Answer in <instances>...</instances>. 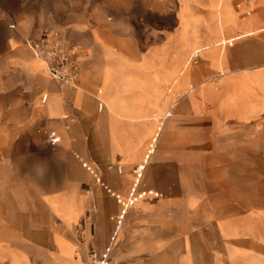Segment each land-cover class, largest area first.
<instances>
[{
    "label": "crops",
    "instance_id": "obj_1",
    "mask_svg": "<svg viewBox=\"0 0 264 264\" xmlns=\"http://www.w3.org/2000/svg\"><path fill=\"white\" fill-rule=\"evenodd\" d=\"M212 1L0 0V264H264V0Z\"/></svg>",
    "mask_w": 264,
    "mask_h": 264
},
{
    "label": "built area",
    "instance_id": "obj_2",
    "mask_svg": "<svg viewBox=\"0 0 264 264\" xmlns=\"http://www.w3.org/2000/svg\"><path fill=\"white\" fill-rule=\"evenodd\" d=\"M34 46L37 52L43 57L46 62L47 69L52 77L60 82L75 85L79 78L80 65L72 56V53L78 49V45L71 44L67 41L62 30L59 28H50L43 32L35 41ZM47 141L56 143L60 141V136L55 131L47 133ZM87 165V163H85ZM95 174L97 179L98 174L89 167ZM135 199V198H134ZM131 199L130 202H133ZM123 215L118 220V226L121 224ZM86 264H119L112 256L111 246L98 254L91 253Z\"/></svg>",
    "mask_w": 264,
    "mask_h": 264
},
{
    "label": "rangeland",
    "instance_id": "obj_3",
    "mask_svg": "<svg viewBox=\"0 0 264 264\" xmlns=\"http://www.w3.org/2000/svg\"><path fill=\"white\" fill-rule=\"evenodd\" d=\"M247 0H233V7L236 10L237 14L239 16H245L246 13L244 12L243 6L246 3ZM253 6V4H249L248 9H251ZM212 7H213V17L215 20H213V24H212V29L210 28V24L205 23V22H200L201 23V30H199L196 26H193V20L191 17L186 16L184 13H180V16L182 18V20H187L183 25H182V33H195V34H200L203 37H208L209 33L213 34L214 33V24H216L215 21H217V13L215 12V2L214 0L212 1ZM247 9V10H248ZM253 12V11H252ZM169 24H175V19L173 17V14L170 12L169 13ZM200 31V32H199ZM141 167V166H140Z\"/></svg>",
    "mask_w": 264,
    "mask_h": 264
}]
</instances>
